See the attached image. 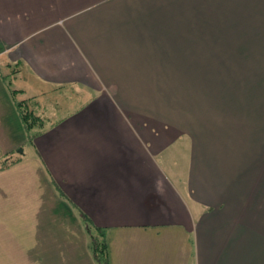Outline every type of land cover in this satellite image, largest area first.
I'll return each instance as SVG.
<instances>
[{
    "label": "crops",
    "instance_id": "crops-1",
    "mask_svg": "<svg viewBox=\"0 0 264 264\" xmlns=\"http://www.w3.org/2000/svg\"><path fill=\"white\" fill-rule=\"evenodd\" d=\"M244 32L264 35V0H0V139L9 114L24 129L17 96L85 98L35 136L30 167L64 201L2 264H99L98 230L108 264H264V136L238 151L201 119L218 96L198 107L193 69L216 43L264 53L230 44Z\"/></svg>",
    "mask_w": 264,
    "mask_h": 264
},
{
    "label": "rangeland",
    "instance_id": "rangeland-1",
    "mask_svg": "<svg viewBox=\"0 0 264 264\" xmlns=\"http://www.w3.org/2000/svg\"><path fill=\"white\" fill-rule=\"evenodd\" d=\"M250 28L254 29L253 26L247 29ZM231 35V45L264 44V35H261V32L256 33L257 38L255 34L246 32ZM217 46L218 43L214 48L209 47L204 51L200 49V60L211 61L213 58L214 64L193 66V69L197 67L202 71L201 73L196 72L199 74L198 81L205 82L204 84L208 87L200 94L201 97L198 96V107L204 105L203 99L210 94L212 96L216 90L214 97L218 96L217 99L209 100V105L203 107L209 108L208 111L200 114L199 117L210 120L214 118V121H219V126H215L214 129L219 130L225 138L234 143L233 145L239 151V149H244L247 143L258 141L260 134L264 136V114L263 111H258L259 109L264 110L262 93L264 92V65L261 64L264 53L254 47L234 49ZM208 81H210L209 84L206 83ZM76 92L78 93L76 90H69L50 95L44 99L47 105L45 112L35 109L36 115L43 120H48L44 123L45 127L75 110L79 111L84 106L81 99L85 98L77 95ZM23 100L26 98L17 96L15 101ZM174 101L172 98L169 103H174ZM30 109L32 110L31 104ZM8 119L9 121L3 126L8 132L7 140L3 136L2 140L0 139V167L6 162H17L18 160L23 162L8 172L2 173L0 169V264H2V253L13 252L23 247L21 245L24 243L19 240V237L22 234H30L31 222L36 217H40L38 215L42 213L40 211L47 213L51 203L64 201L60 200L63 192L58 190L60 195L57 191L53 194H50L47 189L45 191L44 180L41 178V181L34 175L36 171L30 167V158L34 154L31 146L41 129L36 127L31 131L26 129L21 131L18 123H14V117L12 118L9 114ZM48 180L58 188L55 180L50 178ZM42 206L46 208L41 209ZM35 223L36 221L32 224ZM44 227L48 228V226ZM34 228H36L35 233H44L41 226L36 225ZM92 236L97 235L92 232Z\"/></svg>",
    "mask_w": 264,
    "mask_h": 264
},
{
    "label": "trees",
    "instance_id": "trees-1",
    "mask_svg": "<svg viewBox=\"0 0 264 264\" xmlns=\"http://www.w3.org/2000/svg\"><path fill=\"white\" fill-rule=\"evenodd\" d=\"M16 106L24 129L31 131L33 128L36 127L40 129L42 128L44 124L43 118L36 115L30 109L29 101L18 102L16 103ZM5 168H7L6 163L2 166V169ZM96 235L97 236L91 237V245H92L94 258L99 264H108L107 248H106V241L104 239V234L98 230Z\"/></svg>",
    "mask_w": 264,
    "mask_h": 264
},
{
    "label": "water",
    "instance_id": "water-1",
    "mask_svg": "<svg viewBox=\"0 0 264 264\" xmlns=\"http://www.w3.org/2000/svg\"><path fill=\"white\" fill-rule=\"evenodd\" d=\"M21 152V151H20Z\"/></svg>",
    "mask_w": 264,
    "mask_h": 264
}]
</instances>
